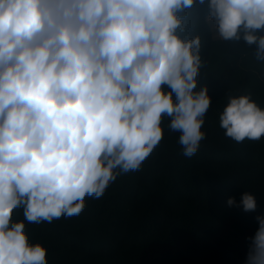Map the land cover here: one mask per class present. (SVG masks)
<instances>
[{
	"label": "clouds",
	"instance_id": "1",
	"mask_svg": "<svg viewBox=\"0 0 264 264\" xmlns=\"http://www.w3.org/2000/svg\"><path fill=\"white\" fill-rule=\"evenodd\" d=\"M202 25L220 42L255 45L264 65V0H0V264H48L15 210L37 224L80 215L86 197L142 168L162 119L185 157L199 151L212 102L197 87ZM226 99L224 135L261 140L252 93ZM227 204L257 208L247 191ZM256 219L245 264H264Z\"/></svg>",
	"mask_w": 264,
	"mask_h": 264
},
{
	"label": "trees",
	"instance_id": "2",
	"mask_svg": "<svg viewBox=\"0 0 264 264\" xmlns=\"http://www.w3.org/2000/svg\"><path fill=\"white\" fill-rule=\"evenodd\" d=\"M198 11L202 18L205 9ZM202 30L197 87L207 84L212 102L199 151L185 157L164 118L163 139L142 168L118 177L102 197H86L80 215L37 224L15 210L30 242L47 249L48 264H245L256 217L264 216V137L237 143L224 135L219 115L229 93L251 92L264 108V65L255 45L220 42ZM245 191L256 198L255 211L227 204Z\"/></svg>",
	"mask_w": 264,
	"mask_h": 264
}]
</instances>
